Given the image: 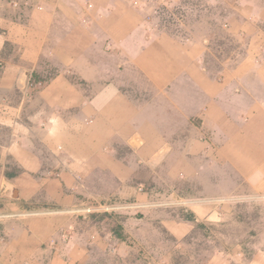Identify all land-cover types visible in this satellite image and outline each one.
Here are the masks:
<instances>
[{"label": "crops", "instance_id": "obj_1", "mask_svg": "<svg viewBox=\"0 0 264 264\" xmlns=\"http://www.w3.org/2000/svg\"><path fill=\"white\" fill-rule=\"evenodd\" d=\"M11 7L0 2V264H86L100 241L161 207L178 210L157 223L181 240L197 222L236 219L234 199L264 193L256 8L229 28L235 37L257 29L243 56L214 76L203 47L147 33L129 0ZM92 201L116 210L73 211ZM97 215L122 220L115 230ZM245 235L235 255L204 264H264V233Z\"/></svg>", "mask_w": 264, "mask_h": 264}, {"label": "rangeland", "instance_id": "obj_2", "mask_svg": "<svg viewBox=\"0 0 264 264\" xmlns=\"http://www.w3.org/2000/svg\"><path fill=\"white\" fill-rule=\"evenodd\" d=\"M4 1H10L13 11L23 5V0ZM241 1L243 0H129L143 16L147 33L167 34L178 41L188 40L203 47L200 62L214 76L222 68L234 65L243 56L248 36L257 30H250L242 37L232 36L229 28L236 23L237 15L252 8H256L257 17L264 15V5L243 7ZM257 26L264 33V21L258 20ZM262 53L264 54V45ZM163 187L170 191L173 188ZM234 201L233 205L238 211L236 219L229 220L224 226L197 222L195 230L181 240L174 238L162 224L157 223L160 215L161 220L176 216L178 210L175 213L174 206L161 207L160 214L146 219L142 215L137 216L130 224V232H124L126 237L118 234L116 239L107 238L106 243L100 241L93 248L86 264H204L212 254L225 249L235 255L239 250L232 244L239 238L245 239L242 237H246L247 231L254 235L264 233V193L238 197ZM119 216L116 221L114 218L110 221V217L103 218L110 224L109 227L113 224L112 228L116 230V225L122 220ZM151 222L155 224L151 225ZM134 229L137 230L135 236ZM101 234L102 239H105L104 232ZM254 237L261 240L256 235ZM251 243L243 246V253L247 257L251 256Z\"/></svg>", "mask_w": 264, "mask_h": 264}, {"label": "built area", "instance_id": "obj_3", "mask_svg": "<svg viewBox=\"0 0 264 264\" xmlns=\"http://www.w3.org/2000/svg\"><path fill=\"white\" fill-rule=\"evenodd\" d=\"M115 210L116 209L114 206L99 204V203H96L95 201H92L90 204L84 205L82 207H78L74 209L73 211L77 213L78 215H89V214L97 213V212L114 213Z\"/></svg>", "mask_w": 264, "mask_h": 264}, {"label": "trees", "instance_id": "obj_4", "mask_svg": "<svg viewBox=\"0 0 264 264\" xmlns=\"http://www.w3.org/2000/svg\"><path fill=\"white\" fill-rule=\"evenodd\" d=\"M103 217H104V218H106V217L109 218V217L106 216V215H97V218H98V219H104ZM115 232L117 233V231H115Z\"/></svg>", "mask_w": 264, "mask_h": 264}]
</instances>
